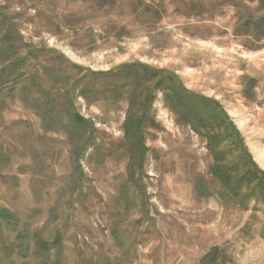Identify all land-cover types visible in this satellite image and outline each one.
I'll return each mask as SVG.
<instances>
[{
  "label": "rangeland",
  "instance_id": "obj_1",
  "mask_svg": "<svg viewBox=\"0 0 264 264\" xmlns=\"http://www.w3.org/2000/svg\"><path fill=\"white\" fill-rule=\"evenodd\" d=\"M0 211V264H264V0H0Z\"/></svg>",
  "mask_w": 264,
  "mask_h": 264
},
{
  "label": "trees",
  "instance_id": "obj_2",
  "mask_svg": "<svg viewBox=\"0 0 264 264\" xmlns=\"http://www.w3.org/2000/svg\"><path fill=\"white\" fill-rule=\"evenodd\" d=\"M3 215H6L5 213H1V211H0V217H3ZM8 219H9V217H8Z\"/></svg>",
  "mask_w": 264,
  "mask_h": 264
}]
</instances>
